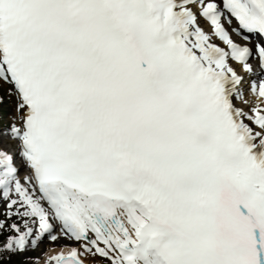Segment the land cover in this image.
I'll return each instance as SVG.
<instances>
[{
    "label": "snow or ice",
    "instance_id": "snow-or-ice-1",
    "mask_svg": "<svg viewBox=\"0 0 264 264\" xmlns=\"http://www.w3.org/2000/svg\"><path fill=\"white\" fill-rule=\"evenodd\" d=\"M0 208V264H264V0H0Z\"/></svg>",
    "mask_w": 264,
    "mask_h": 264
},
{
    "label": "rangeland",
    "instance_id": "rangeland-1",
    "mask_svg": "<svg viewBox=\"0 0 264 264\" xmlns=\"http://www.w3.org/2000/svg\"><path fill=\"white\" fill-rule=\"evenodd\" d=\"M1 212V211H0ZM50 247V243L45 240L43 244H41L40 248L37 249L34 252H30L27 255L33 256V257H39L40 258V264H43L44 261V255L43 253L45 252V250Z\"/></svg>",
    "mask_w": 264,
    "mask_h": 264
},
{
    "label": "bare ground",
    "instance_id": "bare-ground-1",
    "mask_svg": "<svg viewBox=\"0 0 264 264\" xmlns=\"http://www.w3.org/2000/svg\"><path fill=\"white\" fill-rule=\"evenodd\" d=\"M18 160V159H17ZM18 164V163H17Z\"/></svg>",
    "mask_w": 264,
    "mask_h": 264
}]
</instances>
